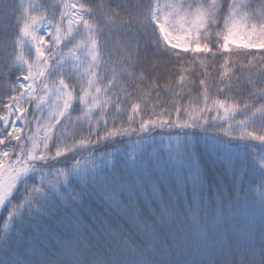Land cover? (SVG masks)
<instances>
[{
  "label": "snow or ice",
  "instance_id": "obj_1",
  "mask_svg": "<svg viewBox=\"0 0 264 264\" xmlns=\"http://www.w3.org/2000/svg\"><path fill=\"white\" fill-rule=\"evenodd\" d=\"M261 65L264 0H0V264H264Z\"/></svg>",
  "mask_w": 264,
  "mask_h": 264
},
{
  "label": "trees",
  "instance_id": "obj_2",
  "mask_svg": "<svg viewBox=\"0 0 264 264\" xmlns=\"http://www.w3.org/2000/svg\"><path fill=\"white\" fill-rule=\"evenodd\" d=\"M24 4L27 6L29 4V2H31L32 4H39L42 2V0H23ZM47 2L49 4H55L57 2V0H47ZM81 3H99L100 0H80ZM48 39V37L46 36V40ZM222 63V61H218L216 67H213V68H210L208 69V72H209V82L210 83H213L214 85H217L221 88H223L225 85L223 84H220L219 81H220V77L217 75V72H218V69H219V64ZM260 67H264V65H261ZM193 69H189V71H192ZM161 72H166L167 70L165 69H161L160 70ZM195 71H197V73H199L200 71H203V69H195ZM233 71H235V69H233ZM252 72V75H253V78L256 79L257 78V72H258V69L257 68H253L251 70ZM248 70L245 69L243 72H236V75L232 78V81L231 83L233 84L234 86V91L233 93H231L230 95H237V93H245L248 91L247 89V86L244 84V79L248 76ZM185 75H187V73H185ZM204 77H197V83H198V80L199 79H202ZM239 78V79H238ZM177 79H178V74H177ZM226 82H227V78H225ZM259 80L261 81V84H264V77H260ZM165 81H161L160 83H164ZM261 84H258L257 86H261ZM238 86V87H237ZM186 88L188 87H191V85H186L185 86ZM176 91H179V89H176ZM192 94L193 95H197V89L196 88H192ZM221 99H224L225 97L224 96H221L219 97ZM80 113L77 112V113H74V115H79ZM213 115H215V113H213ZM220 115L222 116L223 115V112L221 110V113ZM99 116V113H96V117ZM93 118V122H95V118ZM127 117V113L124 114L123 116V119H126ZM241 117L237 116L236 119H240ZM224 127H226L227 125H223ZM85 127H87V122H85ZM254 145L256 146L255 148L252 149V151L255 153L258 148H259V142H253ZM7 215V212L5 211L2 215H0V229H2L3 227V223H2V220H3V217H6Z\"/></svg>",
  "mask_w": 264,
  "mask_h": 264
}]
</instances>
